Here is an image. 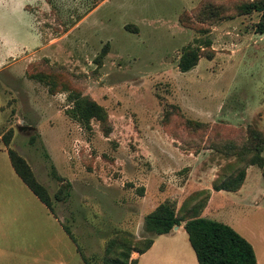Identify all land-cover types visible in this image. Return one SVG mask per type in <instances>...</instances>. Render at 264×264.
<instances>
[{"label":"rangeland","instance_id":"1","mask_svg":"<svg viewBox=\"0 0 264 264\" xmlns=\"http://www.w3.org/2000/svg\"><path fill=\"white\" fill-rule=\"evenodd\" d=\"M252 1L0 0V264H54L41 257L43 204L8 148L92 264L114 237L142 248L161 204L232 226L264 264L263 169L231 148L264 137L262 13L240 10ZM190 49L201 58L182 72ZM80 99L103 119L76 116Z\"/></svg>","mask_w":264,"mask_h":264},{"label":"trees","instance_id":"2","mask_svg":"<svg viewBox=\"0 0 264 264\" xmlns=\"http://www.w3.org/2000/svg\"><path fill=\"white\" fill-rule=\"evenodd\" d=\"M240 10L243 12L242 14L253 11L261 12L262 17L256 25V29L259 33H264V0L244 3L240 6ZM210 45L211 42L208 43V46ZM200 58L201 55L197 49L186 51L179 62L180 70L182 72L191 70L198 64ZM76 112V116L84 118L97 117L103 119L104 116L99 106L86 99L77 101ZM4 143L9 146L10 140L6 139ZM231 148L238 150L236 154L239 156L241 152L245 155L252 154L250 163L259 165L263 169L264 177V157L261 156V152L264 150V137L261 133L250 131L246 145L242 148L236 146ZM224 151L231 152L232 150L227 151V149H224ZM7 152L16 174L40 201L54 213V205L47 188L38 181L28 162L11 148H8ZM244 175V173L241 174L233 182L230 180V183L215 184L214 191H238L242 186ZM66 195L69 197L71 192L66 193ZM56 199L58 201L63 200V196L57 194ZM183 223H185V230L199 264H258L253 245L228 224L200 216L182 220L178 216L175 207L169 204H161L155 211L146 216V229L155 235L170 233L175 227H179ZM64 228L72 240L78 243L70 228L68 226H64ZM139 242L132 244L126 237L122 239L119 237L112 238L103 256V264H138V259H132V254L134 252L139 254L147 252L154 244V237L147 239L142 248L138 246ZM79 249L81 251L80 247ZM81 254L86 264H92L88 257L82 252Z\"/></svg>","mask_w":264,"mask_h":264},{"label":"crops","instance_id":"3","mask_svg":"<svg viewBox=\"0 0 264 264\" xmlns=\"http://www.w3.org/2000/svg\"><path fill=\"white\" fill-rule=\"evenodd\" d=\"M20 180L22 181L21 178ZM28 189L30 190L29 187ZM224 192L225 191H219V192L214 191V193L212 194L211 201H213V197L215 196L216 193H224ZM36 198L40 201V199L37 196ZM41 203L43 204L44 207V209H42L41 211L42 216H44V222H43L44 225L41 230L43 233V237L45 239V241H43L41 244L42 245L41 250L44 251L42 253L43 255L41 256L44 259L43 261L46 260L45 262L47 263L53 262L54 264H77L76 257L79 252L83 263L86 264L82 258V254L77 243H75L72 240V238L66 232L65 228L61 226L59 220L56 218L54 213H52L50 209L43 202ZM184 226L185 223L179 226L178 229H173V231H171L170 233L163 235H155L154 244L152 245V247L144 254H139L137 252H134L132 254V258L138 259V264H199L196 254L194 253L195 251L191 249L192 246L190 244V241L189 243H187L179 239L181 238L180 234L185 230ZM62 236L63 239L64 238L69 239L70 241L62 242L61 240ZM65 247L67 249L64 250V254H62V248L65 249ZM257 261L258 264H261L258 258Z\"/></svg>","mask_w":264,"mask_h":264},{"label":"water","instance_id":"4","mask_svg":"<svg viewBox=\"0 0 264 264\" xmlns=\"http://www.w3.org/2000/svg\"><path fill=\"white\" fill-rule=\"evenodd\" d=\"M20 129H21V130H22V129H29V127H28V126H23V127H21ZM174 229H178V226L175 227Z\"/></svg>","mask_w":264,"mask_h":264}]
</instances>
